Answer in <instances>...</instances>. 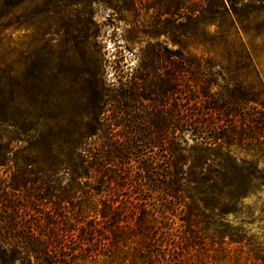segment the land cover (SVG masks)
<instances>
[{"label": "trees", "instance_id": "trees-1", "mask_svg": "<svg viewBox=\"0 0 264 264\" xmlns=\"http://www.w3.org/2000/svg\"><path fill=\"white\" fill-rule=\"evenodd\" d=\"M26 1L0 0V15ZM263 16L264 0H166L155 33L173 25L180 45L222 46L229 65L151 44L114 88L118 139L98 134L108 129L101 79L73 75L89 84L76 111L59 81L16 103L0 75L1 131L41 155L1 182L0 264H264V245L226 220L264 183V91L234 81L251 57L229 39L264 31ZM42 205L51 221L31 223L25 210Z\"/></svg>", "mask_w": 264, "mask_h": 264}, {"label": "rangeland", "instance_id": "rangeland-1", "mask_svg": "<svg viewBox=\"0 0 264 264\" xmlns=\"http://www.w3.org/2000/svg\"><path fill=\"white\" fill-rule=\"evenodd\" d=\"M165 3L166 0H29L17 7L2 8L0 75L5 98L13 95L16 103H22L33 99L32 90L53 89L59 81L61 88L69 92L62 105L77 111L85 104L77 97L89 84L74 85L71 81L73 75L88 74L94 83L101 79L108 90L109 98L105 99L100 115V122L108 129L98 134L118 139L125 132L117 124L125 118L119 117L120 98H116L114 88L120 76L130 79L151 44L172 50L181 48L193 55L212 58L222 66L229 65L222 46H205L191 38H181L180 45L173 25H169L168 33H155L153 28L162 27L159 13ZM240 33V39L233 35L229 39L239 51L250 54L251 65L231 72V76L245 87L252 84L256 90L264 91V31L257 35ZM41 74L46 77L45 84L36 79ZM260 100H264V94ZM133 117L140 118L132 115L127 120ZM67 118L75 120L76 116ZM1 130L8 129L0 128V186L3 178L9 179L14 171L34 168V159L39 155L33 141L14 140ZM149 153L155 167L162 168L161 151L155 147ZM259 167L264 169V159H259ZM50 207H31L24 213L31 223L36 224L35 219L41 217L47 225L51 221L47 212ZM226 220L230 225L242 226L247 236L264 245V183L244 198L241 213L228 214Z\"/></svg>", "mask_w": 264, "mask_h": 264}]
</instances>
